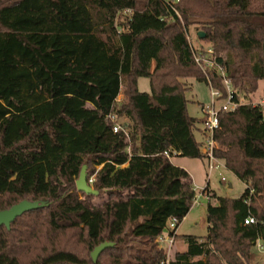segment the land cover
Returning <instances> with one entry per match:
<instances>
[{"label": "trees", "instance_id": "obj_1", "mask_svg": "<svg viewBox=\"0 0 264 264\" xmlns=\"http://www.w3.org/2000/svg\"><path fill=\"white\" fill-rule=\"evenodd\" d=\"M258 2L0 0V210L50 201L0 226V264H251L264 246V110L243 101L264 81ZM194 25L241 103L220 112L214 154L246 188L213 193L207 236L186 235L167 262L158 237L196 196L171 158H205L184 82L207 83L188 40ZM211 79L225 97L217 72ZM110 115L127 119L129 137ZM84 164L99 195L77 188ZM249 216L256 222L245 224ZM106 241L114 246L95 262Z\"/></svg>", "mask_w": 264, "mask_h": 264}, {"label": "rangeland", "instance_id": "obj_2", "mask_svg": "<svg viewBox=\"0 0 264 264\" xmlns=\"http://www.w3.org/2000/svg\"><path fill=\"white\" fill-rule=\"evenodd\" d=\"M256 6L263 7L264 9V3L258 2L256 3ZM198 26H191L189 31V37L195 47H199L200 45H203L202 43L204 41L200 40L197 36ZM200 43V44H199ZM184 82L189 87V89L186 92V97L188 99V112L192 117H195L197 119V127L195 130V137L198 141L202 140V135L200 133V129H202L203 124L202 120L204 119V113L202 111V104L209 105L211 103V89L209 85L203 81H199L194 78H188L185 79ZM138 87L141 92H150V80L147 77H141L139 78ZM124 89L125 86L122 88V92L119 96V99L123 101L125 95H124ZM264 97V81L260 82L259 89L256 93L246 96L243 98L244 102H257L261 98ZM118 122L121 125H126L127 119L126 118H120ZM188 161V167L191 169L193 175H194V187L196 191V197H199V202L194 203L189 211V213L186 215V217L182 220L180 223L177 234L178 237L171 248V253L169 254L168 251L164 248L166 246L165 242H162V247L164 251L166 252L167 259H170L171 255H173L175 252H182L185 251L187 248L186 241L184 237L186 235H195L201 239H204L208 234V223H207V208L210 203L215 204L217 203V199L215 197H211L208 199L205 195L202 194L203 188L207 184V175H208V162L206 159L202 158H187L183 157ZM174 162H178V159L176 156L173 158ZM185 161V160H184ZM181 161V162H184ZM224 175L227 177L228 182H222L221 181V175L218 173L217 170H213L211 173V178L209 181L210 188L212 191H215L217 196H228V197H238L240 196L245 188L246 184L244 181H242L237 175L234 173L223 170ZM93 182L94 175H92L89 178V183L91 184ZM229 182L232 183V187H229ZM260 242L257 243L252 249L253 258L251 260V264H264V249H261L259 247ZM260 255H259V254ZM263 253V255L261 254ZM256 254V255H255Z\"/></svg>", "mask_w": 264, "mask_h": 264}, {"label": "built area", "instance_id": "obj_3", "mask_svg": "<svg viewBox=\"0 0 264 264\" xmlns=\"http://www.w3.org/2000/svg\"><path fill=\"white\" fill-rule=\"evenodd\" d=\"M168 1H176V0H168ZM189 43L193 50V55L195 62L200 67L202 73L205 75L207 84L211 89V103L209 105H203L202 111L204 113V119L202 120L203 127L201 129V150L205 155V158L208 162V175H207V184L202 190V194L205 195L208 199H210L213 195V191L210 188L209 181L211 178V173L213 170H221L226 169L227 166L224 164L221 158H218L214 154L215 148L218 146L217 141L215 140V131L220 127L219 123V114L220 112H230L234 111L241 103L236 101L234 98V89L230 83V80L226 76V72L221 66L214 53L213 47L208 45H200L198 48L195 47L188 36ZM213 72H217L220 76L222 84L226 90L227 95L223 97V92L220 89H217L212 82L211 74ZM254 105H260L264 110V97L261 98L257 102H252ZM113 121H115L113 130L114 132L123 131L126 136L129 137L128 130L124 128L118 121H116L115 115H110ZM168 155V153H166ZM169 156V155H168ZM221 181L225 182L226 177L222 172H220ZM92 182V180L90 179ZM200 196H195L193 204L199 202ZM256 219L254 216H249L245 219V224L255 223ZM177 225L178 220L176 218H172L168 221V224L165 228V231L158 237V241L160 246H162V242L166 243L164 248L171 253V248L173 247L176 241V233H177ZM261 249H264L263 245H259ZM169 259H167L168 262Z\"/></svg>", "mask_w": 264, "mask_h": 264}, {"label": "water", "instance_id": "obj_4", "mask_svg": "<svg viewBox=\"0 0 264 264\" xmlns=\"http://www.w3.org/2000/svg\"><path fill=\"white\" fill-rule=\"evenodd\" d=\"M198 36L200 38L205 37V33L199 31ZM88 165L84 164L80 176L76 182L77 188L81 192H85L86 194L99 195V191L95 189L88 181ZM50 205L49 200H36L30 201L24 199L8 209L0 210V226L4 225L8 229L11 228L12 222L19 216H22L25 212L48 207ZM114 246L113 242L106 241L96 246L92 252V258L96 262L100 256V254L107 248Z\"/></svg>", "mask_w": 264, "mask_h": 264}, {"label": "crops", "instance_id": "obj_5", "mask_svg": "<svg viewBox=\"0 0 264 264\" xmlns=\"http://www.w3.org/2000/svg\"><path fill=\"white\" fill-rule=\"evenodd\" d=\"M200 44V43H199ZM203 45H208L206 42H203L202 43ZM118 101H120V99H119V97H118ZM204 104H202V106H203ZM200 131V133H201V129L199 130ZM176 156V158L178 159V162H174V160H173V158ZM203 159V158H202ZM204 159H206V158H204ZM171 160L176 164V165H178V166H181V167H183L184 169H186L187 171H188V173L191 175V177H192V179H193V183H194V175H193V173H192V171H191V169L188 167V161L186 160V159H184L183 157H181V156H178V155H174L172 158H171ZM185 160V161H184ZM223 160V162H224V164L227 166V168L225 169V170H228V171H230V172H232V173H234L235 174V172L233 171V169L230 167V166H228V164H227V161L225 160V159H222ZM181 161H184V162H181ZM224 169H221V170H217L218 171V173L220 174V172H222L223 174H224V172H223V170ZM236 175V174H235ZM225 176V175H224ZM226 177V176H225ZM206 180H207V178H206ZM223 182V181H222ZM228 182V180H227V177H226V181H225V183H227ZM229 187H232V183L231 182H229ZM213 193H215V191H213ZM216 194V193H215ZM258 242H260V244L259 245H262V242L261 241H258ZM259 254V253H258ZM262 255H263V253H261ZM256 255V254H255ZM260 255V254H259ZM264 256V255H263Z\"/></svg>", "mask_w": 264, "mask_h": 264}]
</instances>
